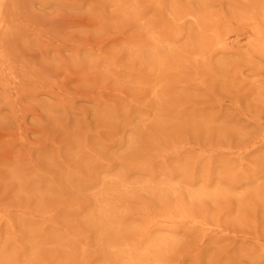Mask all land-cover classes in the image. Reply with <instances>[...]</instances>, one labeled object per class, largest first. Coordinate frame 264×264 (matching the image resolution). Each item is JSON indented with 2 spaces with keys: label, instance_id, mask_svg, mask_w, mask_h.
<instances>
[{
  "label": "rangeland",
  "instance_id": "obj_1",
  "mask_svg": "<svg viewBox=\"0 0 264 264\" xmlns=\"http://www.w3.org/2000/svg\"><path fill=\"white\" fill-rule=\"evenodd\" d=\"M0 264H264V0H0Z\"/></svg>",
  "mask_w": 264,
  "mask_h": 264
},
{
  "label": "bare ground",
  "instance_id": "obj_2",
  "mask_svg": "<svg viewBox=\"0 0 264 264\" xmlns=\"http://www.w3.org/2000/svg\"><path fill=\"white\" fill-rule=\"evenodd\" d=\"M3 2V1H2ZM16 2V1H15ZM11 4V3H10ZM5 14V13H4ZM6 19V18H5ZM10 25V24H9ZM12 26V25H11ZM17 27V26H16ZM10 28V27H9ZM15 28V27H14ZM7 46V45H6Z\"/></svg>",
  "mask_w": 264,
  "mask_h": 264
}]
</instances>
